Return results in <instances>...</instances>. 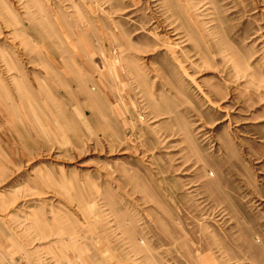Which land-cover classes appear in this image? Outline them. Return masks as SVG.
Returning a JSON list of instances; mask_svg holds the SVG:
<instances>
[{"label":"rangeland","instance_id":"obj_1","mask_svg":"<svg viewBox=\"0 0 264 264\" xmlns=\"http://www.w3.org/2000/svg\"><path fill=\"white\" fill-rule=\"evenodd\" d=\"M0 264H264V0H0Z\"/></svg>","mask_w":264,"mask_h":264}]
</instances>
